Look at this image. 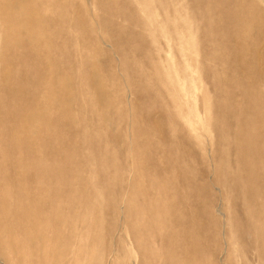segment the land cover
<instances>
[{"label":"rangeland","instance_id":"1","mask_svg":"<svg viewBox=\"0 0 264 264\" xmlns=\"http://www.w3.org/2000/svg\"><path fill=\"white\" fill-rule=\"evenodd\" d=\"M0 264H264V0H0Z\"/></svg>","mask_w":264,"mask_h":264}]
</instances>
